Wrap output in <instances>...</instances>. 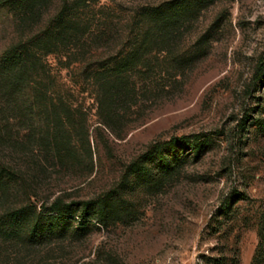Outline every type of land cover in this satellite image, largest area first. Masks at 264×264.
Here are the masks:
<instances>
[{"label": "rangeland", "instance_id": "1", "mask_svg": "<svg viewBox=\"0 0 264 264\" xmlns=\"http://www.w3.org/2000/svg\"><path fill=\"white\" fill-rule=\"evenodd\" d=\"M75 2L35 0L29 20L0 6V55L34 38L62 49L37 66L43 95L28 92L35 131L23 132L21 151L3 147L27 184L14 204H79L41 244L0 242V264H253L264 213V0H99L122 27L119 60L128 25L139 41L152 29L145 74L125 77L147 89L128 91L111 127L98 112L109 82L79 79L82 66L69 65L70 42L58 35L64 6L71 24L76 11L87 20ZM102 51L109 66L113 54ZM156 144L170 170L144 158Z\"/></svg>", "mask_w": 264, "mask_h": 264}, {"label": "trees", "instance_id": "2", "mask_svg": "<svg viewBox=\"0 0 264 264\" xmlns=\"http://www.w3.org/2000/svg\"><path fill=\"white\" fill-rule=\"evenodd\" d=\"M34 2L35 0H0V6L14 7L18 14L29 20L35 15L32 4ZM81 4L90 11L87 14V20L83 21L76 11L75 20L73 19L71 24L66 6H64L59 16V27L62 28L58 35L62 43L70 42L72 52H70L69 65L74 63L82 66L79 79H88L101 89L105 80L109 82L108 99H105V93L99 96L98 112L103 124L111 127L114 117L122 109L120 106L126 105L130 100L128 91L136 96L147 89V85L138 87L135 83H128L129 80L125 77L145 74L143 69L146 68L144 63L150 51L148 39L152 29L147 27L146 33L142 35V41H139L137 37L134 39L133 24L127 26L130 30V35L126 37L129 51L127 60L123 62L118 59L120 53L116 51L122 27L119 21L111 17L110 8L103 6L98 8L99 0H76L75 5ZM70 25H72V33L68 35L64 30ZM157 31L160 35L167 32L165 24L157 28ZM40 40L38 38L21 40L0 55V242L24 245L28 248L54 237L60 227L58 222L63 221L64 216L73 213L74 206H79L73 203L63 205L61 199L55 200L50 207L43 204L38 208L36 203L29 200L15 206V189L19 186L26 187V179L20 169L4 162L6 155L3 147H12L11 150L21 151L22 140L26 137L22 135L23 132L32 133L36 129L33 122V115L36 112V96L35 99L30 100L28 92L33 91L35 94L43 95L44 80L36 73L43 54L45 51L47 54L51 51H53L51 53H58L62 50L60 46L53 44L45 43L46 45L41 47L38 45ZM106 46L113 54L109 60V66H106L102 60L104 56L102 50ZM45 67L44 64L40 65V69ZM71 112L79 116L84 113L81 108L72 109ZM53 115L51 110L49 116ZM53 130L57 137L62 136L56 125L53 126ZM185 140V138L173 139L169 145L174 146L178 141L184 143ZM202 146L200 138L197 137L193 142V150L199 154ZM57 149L60 155V147ZM144 158L149 161L158 160L166 170L171 169L162 147L158 144L153 146ZM134 167V170H137L140 166L134 165ZM80 205L87 208L90 203ZM258 236L259 244L253 257V264H264V213L260 218ZM221 261H223L222 258L219 263Z\"/></svg>", "mask_w": 264, "mask_h": 264}]
</instances>
